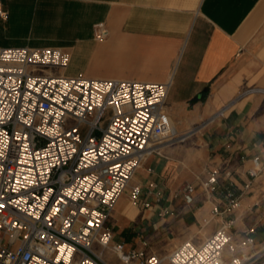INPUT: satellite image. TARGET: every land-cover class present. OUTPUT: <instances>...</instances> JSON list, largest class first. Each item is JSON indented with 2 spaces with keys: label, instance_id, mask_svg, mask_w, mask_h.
<instances>
[{
  "label": "built area",
  "instance_id": "2783aa9c",
  "mask_svg": "<svg viewBox=\"0 0 264 264\" xmlns=\"http://www.w3.org/2000/svg\"><path fill=\"white\" fill-rule=\"evenodd\" d=\"M92 28L105 37L102 21ZM69 61L59 47H0V264H108V252L123 264H264L253 228L236 234L231 220L162 256L144 238L132 246L113 239L107 221L125 191L142 208L162 200L154 183L143 191L133 178L178 138L165 111L170 81L68 75ZM225 181L218 168L200 180L206 199L223 200L211 204V218L240 206ZM194 193L185 184L182 203L192 205Z\"/></svg>",
  "mask_w": 264,
  "mask_h": 264
},
{
  "label": "crops",
  "instance_id": "0c3cea01",
  "mask_svg": "<svg viewBox=\"0 0 264 264\" xmlns=\"http://www.w3.org/2000/svg\"><path fill=\"white\" fill-rule=\"evenodd\" d=\"M0 8V47H59L70 61L77 52L89 57L79 71L88 77L170 81L165 111L178 138L133 178L143 191L154 183L162 200L134 207L124 192L107 221L115 241L131 243L140 225L199 221L212 203L221 206L199 184L218 168L240 206L207 230L231 220V231L253 228L264 242V0H0ZM100 21L106 35L97 40L92 27ZM189 183L194 207L185 215L177 207Z\"/></svg>",
  "mask_w": 264,
  "mask_h": 264
},
{
  "label": "rangeland",
  "instance_id": "374dc122",
  "mask_svg": "<svg viewBox=\"0 0 264 264\" xmlns=\"http://www.w3.org/2000/svg\"><path fill=\"white\" fill-rule=\"evenodd\" d=\"M89 59L86 56L80 55L79 53L75 52L72 60L70 61V65L67 69L68 73H80L79 71L82 68V65L85 64ZM69 75V74H68ZM172 133L177 135L176 128L172 129ZM127 194V191H125ZM128 197V195H127ZM129 199V197H128ZM130 203L134 207H140V205H137L133 203L129 199ZM194 204L190 206H186L183 203L180 204L178 210H181L182 214H188L192 212ZM179 212V211H178ZM174 213H177L176 208H174ZM196 216H185V219L183 222H172V223H165L164 221L156 220L153 225H140L136 232H134L133 237L131 239V243H126L127 246H132L139 241L140 238H144L148 243V251L154 252L158 255H165L167 254L177 243L180 241L192 238L193 240H200L205 238L208 234L211 233L210 230H207L211 225H213L214 218L210 217L209 211H207L204 215H201L199 218V221H196ZM111 216L109 217L108 223L111 222ZM175 219V218H174ZM177 220V219H176ZM197 222V226L194 224V222ZM219 222H217L218 224ZM111 229V228H110ZM234 232V231H233ZM236 234L240 233V231H235ZM174 237H179V240H174ZM129 240V239H128ZM257 243H264V242H257ZM105 261L108 264H123L121 263L117 257L108 252L104 254ZM164 264H167L166 262Z\"/></svg>",
  "mask_w": 264,
  "mask_h": 264
},
{
  "label": "bare ground",
  "instance_id": "6f19581e",
  "mask_svg": "<svg viewBox=\"0 0 264 264\" xmlns=\"http://www.w3.org/2000/svg\"><path fill=\"white\" fill-rule=\"evenodd\" d=\"M103 259L106 260L105 257H104V255H103Z\"/></svg>",
  "mask_w": 264,
  "mask_h": 264
}]
</instances>
